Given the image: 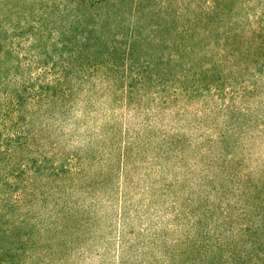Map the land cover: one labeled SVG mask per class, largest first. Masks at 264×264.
Wrapping results in <instances>:
<instances>
[{"label":"rangeland","instance_id":"obj_1","mask_svg":"<svg viewBox=\"0 0 264 264\" xmlns=\"http://www.w3.org/2000/svg\"><path fill=\"white\" fill-rule=\"evenodd\" d=\"M214 1L232 4L230 0H30L28 17L13 16L0 23V49L25 56L29 64L38 52L34 40L40 26L49 24L50 39L61 30L58 23L51 25L54 17L66 16L79 24L81 16L82 22L113 27L117 17L122 18L120 24L140 14L149 20V12L156 9L160 21L177 16L184 25L188 19L202 18ZM250 7L256 14L264 9V0ZM260 21L263 28L264 18ZM74 53L79 55V47ZM40 65L38 61L28 72ZM239 78L215 80L217 96L201 83L193 88L187 82L177 96L169 88L162 107L156 99L148 98V104L138 95L137 102L128 106L120 85L117 93L108 86L99 88L93 101L87 95L77 98L65 118L52 127L48 142L49 155L59 154L60 162L47 173L52 189L43 213L45 247L28 248L26 241L5 245V250L0 247V264H174L180 254L189 256L195 243L207 250L222 245L223 264H254L264 258V235L255 246L240 239L246 225L258 224L250 209L262 201L242 195L243 183L238 184L240 192L222 195L219 184L210 181L212 153L219 147L215 141L238 121L245 157L241 174L264 183V79L259 83V78H247L260 85V94L250 96L247 90L246 97L237 98ZM69 83L79 89L77 66L64 75L62 84ZM168 144L175 148L163 158ZM80 155L94 163V175L84 182L94 180L98 185L93 189L89 185L83 199L79 186L84 182L79 184V177L66 179L72 160ZM109 173L111 179L104 182ZM261 191L264 194V188Z\"/></svg>","mask_w":264,"mask_h":264},{"label":"trees","instance_id":"obj_2","mask_svg":"<svg viewBox=\"0 0 264 264\" xmlns=\"http://www.w3.org/2000/svg\"><path fill=\"white\" fill-rule=\"evenodd\" d=\"M230 1V5L212 2L202 18L188 19L184 25L177 16L160 21L156 9L149 12V20L140 14L132 22L130 19L120 24L122 18L117 17L118 23L113 27L108 23H100L97 27L92 22H82L81 16L79 24H72L66 16L60 15L51 22L52 26L57 23L61 26V30L52 35V41L47 33L49 24L40 26V33L34 40L38 52L29 64L25 56L0 49L2 249L19 241H26L28 248L45 247L47 224L43 213L48 202L47 193L52 189L47 173L60 162L59 154L49 155L48 142L52 127L65 118L80 96L87 95L93 101L99 88L108 86L117 93L116 88L120 85L128 106L137 102L138 95L145 103L148 98L156 99L157 106L162 107L169 88L177 96L187 82L193 88L201 83L217 96L218 87L213 86L214 81L227 82L236 76L240 77L241 87V95L237 94V98L246 97L247 90H250V96L260 94V85L249 83L247 78H259V83L264 79V65L261 64L264 63V27L259 26L264 9L251 14L250 6L256 0ZM30 4V0H0V23L13 16L28 17ZM139 10L142 12L141 7ZM78 47L79 55L75 56L74 50ZM38 61L42 65L28 72ZM260 64L263 65L261 70L257 69ZM71 66L79 68V89L76 83L62 84ZM26 70L28 76L23 74ZM238 125L236 121L231 126L234 131L227 128L219 134L215 141L219 147L212 153L215 162L212 166L206 165L212 169L211 183L219 184L222 195L240 192L238 184L243 183L246 186L242 195L251 201H262L261 205L253 204L250 209L259 219L258 224L246 225L240 238L255 246L264 235V194L261 191L264 183L251 181L250 177L241 174L245 157ZM174 148L168 144L160 156L165 158ZM92 167L93 160L80 155L79 159L72 160L66 179L79 177L81 184L91 173L94 175ZM110 179L109 173L104 182ZM70 185L68 189L71 190ZM89 185L91 189L98 187L94 180L84 182L79 186L80 198H84ZM212 190H217L215 185ZM222 252L219 243L210 250L202 243H195L189 256L186 252L180 254L174 264H223ZM254 264H264V258H257Z\"/></svg>","mask_w":264,"mask_h":264}]
</instances>
